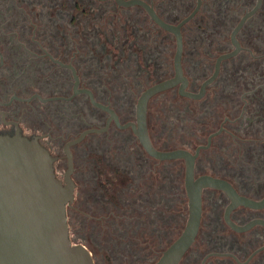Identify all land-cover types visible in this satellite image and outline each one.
Returning a JSON list of instances; mask_svg holds the SVG:
<instances>
[{
  "label": "flooded vegetation",
  "instance_id": "af4514ba",
  "mask_svg": "<svg viewBox=\"0 0 264 264\" xmlns=\"http://www.w3.org/2000/svg\"><path fill=\"white\" fill-rule=\"evenodd\" d=\"M129 1L0 0V134L36 138L63 183L69 151V238L98 243L99 259L85 245L95 264L113 262V254L117 264H155L188 217L185 160L149 155L131 125L141 94L175 74L174 33L147 7L167 25L185 20L183 91L197 94H181L179 81L148 98L150 143L194 156L193 180L210 176L264 201V0ZM162 46L173 50L158 64ZM135 77L145 84L133 96L127 84L108 85ZM166 96L184 100L168 108L197 124L189 143L156 141L150 112ZM114 98L129 101L119 109ZM201 206L194 241L177 264H264V202L236 204L223 189L205 186Z\"/></svg>",
  "mask_w": 264,
  "mask_h": 264
},
{
  "label": "water",
  "instance_id": "95a60500",
  "mask_svg": "<svg viewBox=\"0 0 264 264\" xmlns=\"http://www.w3.org/2000/svg\"><path fill=\"white\" fill-rule=\"evenodd\" d=\"M133 3L142 2L132 0L124 4ZM147 9L158 23L174 33L175 74L172 78L150 86L141 94L136 107L137 127L133 123L131 125L149 155L159 159L185 160L188 217L180 235L155 263L177 264L194 241L199 228L202 187L221 188L236 204L259 206L264 201L258 203L241 197L229 184L210 176L193 180L194 156L184 149L160 151L150 143L146 127L148 98L179 81H182L179 87L181 94L191 97H196L197 94L183 91L187 80L180 64L182 39L179 26L185 20L176 27L167 25L149 7ZM227 56L228 54L222 55L218 60ZM92 101L98 104L93 99ZM67 159L68 171L63 183L54 173V157L36 138H28L19 131L12 135L0 134V264H95L90 250L82 243H73L69 238L66 207L73 199V187L69 178L72 167L69 151ZM231 226L238 229L232 224Z\"/></svg>",
  "mask_w": 264,
  "mask_h": 264
},
{
  "label": "rangeland",
  "instance_id": "374dc122",
  "mask_svg": "<svg viewBox=\"0 0 264 264\" xmlns=\"http://www.w3.org/2000/svg\"><path fill=\"white\" fill-rule=\"evenodd\" d=\"M161 38H156V46L159 45ZM198 43V42H197ZM194 57L196 55V46L197 44H194ZM199 49L197 51V57L199 58V52L201 51L200 46H198ZM197 47V48H198ZM173 50L172 46H162V49L160 50V58L158 61V64L169 61V54ZM164 53H166L167 56H164ZM158 70V68H157ZM127 84L126 90L128 89V92L130 96H133L135 91L143 86L145 84L144 80H140L138 78H133V81H128L127 83L123 82L122 78H119L117 80L109 79L108 85L110 87H114L115 90H118L123 85ZM130 89V90H129ZM129 101L128 99H119L114 98L113 102L115 106L119 109L125 108L126 103ZM184 100H171L168 96H166L164 99L159 98L154 101V104L151 108L150 112V121L155 126L154 132L156 135V141L159 145L168 146L173 144H182V143H189L191 141V136H188V133L191 132V126L193 125L192 115H188L186 113L181 114L176 110L169 109L168 105L173 104L176 107H182L185 103ZM187 122V123H186ZM195 124V123H194ZM187 126V129H186ZM84 245H87V247L91 246L93 247V252L95 255V259H99L100 257V250L98 249L99 244L98 243H92L83 241L81 242ZM110 244H104L107 248H109ZM111 250V249H110ZM114 250L117 252V248L114 247ZM112 251V250H111ZM113 252V251H112ZM113 262L109 259L108 264H117L118 260L116 258V254H113Z\"/></svg>",
  "mask_w": 264,
  "mask_h": 264
}]
</instances>
